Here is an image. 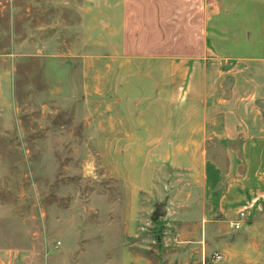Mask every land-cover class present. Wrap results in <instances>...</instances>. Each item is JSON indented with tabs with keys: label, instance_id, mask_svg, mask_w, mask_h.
<instances>
[{
	"label": "rangeland",
	"instance_id": "374dc122",
	"mask_svg": "<svg viewBox=\"0 0 264 264\" xmlns=\"http://www.w3.org/2000/svg\"><path fill=\"white\" fill-rule=\"evenodd\" d=\"M124 1L0 0V264H264V192L218 211L247 184L214 173L240 144L185 92L193 63L125 52ZM189 2L208 56L264 61V0ZM160 16L159 42L182 41Z\"/></svg>",
	"mask_w": 264,
	"mask_h": 264
},
{
	"label": "crops",
	"instance_id": "0c3cea01",
	"mask_svg": "<svg viewBox=\"0 0 264 264\" xmlns=\"http://www.w3.org/2000/svg\"><path fill=\"white\" fill-rule=\"evenodd\" d=\"M179 1L182 2L181 6L164 12L160 6L167 4L165 0L160 2L159 7L156 0H125V6H120L123 21L120 40L130 56L171 57L193 63L191 76L194 74L193 78H199L200 82L193 81L185 92L196 94L198 105H204L209 115H218V139L221 136L223 141L230 144H240L239 150L235 147L228 150L230 171L225 172L218 163L214 172L218 174V184H221L230 183L236 169L245 170L247 184L243 186L241 196L236 195L239 188L227 187L225 195L222 189H218V211L226 205L234 213L239 204L252 197L253 192H264V61L256 64L257 67L238 60L232 62L219 50L218 56H208L205 9L201 18V8L192 10L190 0ZM164 13L177 21L173 23L178 30H182V41L181 36L169 35L166 36L167 40L159 42L157 31L164 21L160 15ZM176 40L179 49L175 50ZM183 46L187 47L186 50L180 49ZM197 137L198 141H206L205 137Z\"/></svg>",
	"mask_w": 264,
	"mask_h": 264
},
{
	"label": "water",
	"instance_id": "95a60500",
	"mask_svg": "<svg viewBox=\"0 0 264 264\" xmlns=\"http://www.w3.org/2000/svg\"><path fill=\"white\" fill-rule=\"evenodd\" d=\"M167 212L166 210V207H165V203L162 202V203H159L157 206H156V209L152 215V220H157L159 217L165 215Z\"/></svg>",
	"mask_w": 264,
	"mask_h": 264
},
{
	"label": "built area",
	"instance_id": "2783aa9c",
	"mask_svg": "<svg viewBox=\"0 0 264 264\" xmlns=\"http://www.w3.org/2000/svg\"><path fill=\"white\" fill-rule=\"evenodd\" d=\"M247 217V212L240 211L238 214V220L233 222V226L235 229H240L243 226V222Z\"/></svg>",
	"mask_w": 264,
	"mask_h": 264
}]
</instances>
